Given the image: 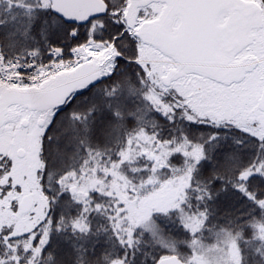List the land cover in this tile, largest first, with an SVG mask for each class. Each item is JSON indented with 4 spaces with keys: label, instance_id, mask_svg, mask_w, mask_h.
I'll return each mask as SVG.
<instances>
[{
    "label": "snow or ice",
    "instance_id": "1",
    "mask_svg": "<svg viewBox=\"0 0 264 264\" xmlns=\"http://www.w3.org/2000/svg\"><path fill=\"white\" fill-rule=\"evenodd\" d=\"M0 264H264V0H0Z\"/></svg>",
    "mask_w": 264,
    "mask_h": 264
}]
</instances>
